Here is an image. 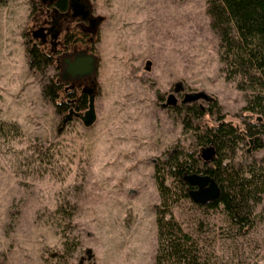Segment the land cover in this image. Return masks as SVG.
<instances>
[{
  "label": "rangeland",
  "instance_id": "374dc122",
  "mask_svg": "<svg viewBox=\"0 0 264 264\" xmlns=\"http://www.w3.org/2000/svg\"><path fill=\"white\" fill-rule=\"evenodd\" d=\"M89 1L104 19L92 41L78 28V52L98 57L97 118L84 126L73 115L59 130L70 109L87 103L78 109V98L58 89L54 102L69 106L56 111L42 88L48 79L63 81V71L57 62L42 71L31 66L32 0H0V264H52L62 234L78 242L69 264H153V164L175 149L201 154L181 115L163 106L168 96L179 105L185 93L203 90L226 120L242 127L248 117L243 93L224 77L205 0ZM261 156L264 147L256 150L251 137L235 162ZM173 211L197 232L206 264H264V209L242 232L222 211L204 213L189 200Z\"/></svg>",
  "mask_w": 264,
  "mask_h": 264
},
{
  "label": "trees",
  "instance_id": "16d2710c",
  "mask_svg": "<svg viewBox=\"0 0 264 264\" xmlns=\"http://www.w3.org/2000/svg\"><path fill=\"white\" fill-rule=\"evenodd\" d=\"M210 28L218 38V56L224 77L235 82L243 93V110L248 113L242 127L225 119L216 101L203 108L195 101L172 106L181 115L184 129L191 132L196 146L212 144L216 155L204 162L196 148L175 149L153 164V178L159 195L154 206L156 249L153 264H206L203 245L197 232L187 230L174 215V207L189 197L190 185L183 176L198 172L209 174L218 182L220 195L206 204L192 201L200 211L220 210L235 231L252 226L264 209V156L235 162L240 144L254 138L255 149L264 147V0H205ZM31 66L39 71L51 63L39 47L29 51ZM59 86L48 79L42 90L52 102ZM87 103L85 94L78 98L79 109ZM59 113L69 106L54 102ZM212 106H216V109ZM215 115V122L203 116ZM255 116L256 120H252ZM4 127V126H2ZM260 205V210L258 206ZM68 217L70 213H66ZM62 251L51 252L52 264H69L78 242H69L62 234ZM45 264H51L45 262Z\"/></svg>",
  "mask_w": 264,
  "mask_h": 264
},
{
  "label": "flooded vegetation",
  "instance_id": "af4514ba",
  "mask_svg": "<svg viewBox=\"0 0 264 264\" xmlns=\"http://www.w3.org/2000/svg\"><path fill=\"white\" fill-rule=\"evenodd\" d=\"M91 11L94 14L92 7ZM29 15L31 25L27 35L31 36L28 37V44L31 48L39 47L51 58V62H57L59 70L64 71L68 61L73 60L75 55L81 52H78V28L86 33L90 29L89 21L73 14V10L69 8V0H32ZM90 33L89 41H92L94 34ZM85 49L89 51V48ZM63 78V81L57 80L55 83L59 86V90H66L65 93H69L71 98H81V95L85 94L81 91L82 88L91 81L89 75L70 76L67 73ZM63 85L65 88H62ZM177 93L179 92H175L176 95ZM85 96L87 97L86 94ZM74 101L75 99L69 100V103L72 104Z\"/></svg>",
  "mask_w": 264,
  "mask_h": 264
},
{
  "label": "water",
  "instance_id": "95a60500",
  "mask_svg": "<svg viewBox=\"0 0 264 264\" xmlns=\"http://www.w3.org/2000/svg\"><path fill=\"white\" fill-rule=\"evenodd\" d=\"M53 1V0H50ZM69 8L73 10L74 15H79L82 20H88L92 34H95L99 28L100 23L104 19L101 15H94L91 11L90 1L88 0H69ZM98 57L93 52H88L87 50H82L77 53L73 60L68 61L66 65L63 76L67 73L70 76H91L90 84L82 88V92L87 95V105L83 111H75L73 109L69 110L61 121L59 130L63 128L66 122L74 115L79 118L84 126H91L97 118L95 110V96L97 91L96 82V71H97ZM150 61L147 62L146 69H149ZM179 90V84H176L174 91ZM213 101L214 97L209 95L207 92L200 90L197 92L185 93L181 102L187 103L196 100ZM176 97L174 94H170L168 99L163 104V106H174L176 105ZM249 152V149L247 150ZM216 155L215 147L210 144L201 148V158L204 162H209L213 160ZM193 187L189 189L190 199L199 204H206L213 201L220 195V186L218 182L209 174L191 172L183 176Z\"/></svg>",
  "mask_w": 264,
  "mask_h": 264
}]
</instances>
